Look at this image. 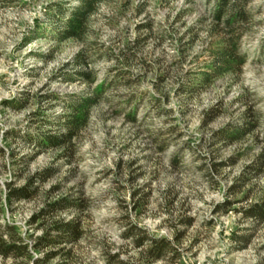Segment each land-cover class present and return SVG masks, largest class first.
Wrapping results in <instances>:
<instances>
[{
  "label": "rangeland",
  "instance_id": "374dc122",
  "mask_svg": "<svg viewBox=\"0 0 264 264\" xmlns=\"http://www.w3.org/2000/svg\"><path fill=\"white\" fill-rule=\"evenodd\" d=\"M56 1L0 0V223L13 221L33 243L44 218L32 219L46 203L80 194L87 199L83 210L60 211L56 217L79 215L81 237L71 255L58 254L44 264H117L115 258L130 264H264V220L244 212L264 199V171H247L263 150L264 0L250 3L253 20L241 44L246 55L241 70L220 74L193 93L179 92V86L205 65L214 0L101 1L87 39L115 55L94 62L93 85L114 66L126 72L93 107L70 160L63 147L44 148L21 136L57 129L54 120L37 118L45 111L55 119L62 111L50 93L87 86L53 80L83 46L55 38L48 10ZM201 16L207 19L188 46L189 27ZM147 21L150 26H140ZM134 107L132 121L126 114ZM207 112L216 113L209 122ZM243 117L255 121L251 133L230 143L217 138L215 131ZM172 125L178 129L169 132ZM47 166L58 170L34 196L8 204L10 184L24 185ZM136 190V197L145 196L137 209ZM131 222L172 239L178 261H150L126 234ZM43 255L34 251L26 263L0 256V264H36Z\"/></svg>",
  "mask_w": 264,
  "mask_h": 264
},
{
  "label": "trees",
  "instance_id": "16d2710c",
  "mask_svg": "<svg viewBox=\"0 0 264 264\" xmlns=\"http://www.w3.org/2000/svg\"><path fill=\"white\" fill-rule=\"evenodd\" d=\"M101 1L103 0H78L72 4L68 0H59L50 6L48 18L54 23L51 30L55 38L58 41L75 39L83 43V46L65 64L59 74L55 75L53 80L83 82L87 86L80 91L52 92L49 94L50 100H57L63 109L56 115L55 119L48 117L49 114L45 111H41L37 118L43 123L54 120L57 128L55 131L51 129L41 131L37 134V138L30 132L19 133L29 142L44 148L63 147L65 150L63 154L69 160L75 151L76 138L82 134L83 129L88 126L91 120L93 107L105 97L108 89L121 82V77L126 72L119 66H114L113 72L107 71L106 76L96 85H93L94 81L98 79L94 62L99 58H112L115 55L113 51H103L104 49H101L102 46L98 42L87 39L91 30V15L99 8ZM250 3L251 0H214L209 14V40L206 49L207 54L203 59L205 65L200 70L192 72L186 80L180 82L179 92L193 93L212 83L220 74L241 70L246 61V55L241 50V44L249 30L248 26L253 20ZM138 10L142 11L141 8ZM183 15L184 12L182 11L177 18H181ZM206 19L207 16H201L196 20L194 26L189 27L190 39L185 44L191 46L197 40L200 35L197 26L205 23ZM150 25L151 22L147 21L140 26ZM161 110L165 111L164 108ZM126 115L130 120L135 121L137 119L136 108H132ZM215 116L216 113L207 112L206 122L213 120ZM255 126V121L249 117H243L240 122L230 123L215 132L219 140L230 143L251 133ZM176 129H178V125H172L168 130L174 132ZM261 142L263 150L247 166V171L251 172L252 175L264 171V136L261 138ZM158 146L163 149L166 143ZM176 160L177 156L172 159L174 162ZM57 170V166H47L29 176L24 185L14 186L10 184L6 195L8 204L12 205L16 201L34 196L38 192L40 184L55 174ZM138 192L136 190L133 193L136 209L145 205V196L136 197ZM86 205L87 199L80 194L61 195L48 201L40 213L32 219L33 221L39 217L44 218L41 223L43 232L36 236L33 243L26 240L20 227L13 221L0 223V256L3 258L11 256L15 259L24 260L22 262L26 263L34 258V251L44 252L42 257L34 260L36 264H44L58 254H64L65 258L68 257L71 255L72 245L79 240L83 233L82 221L79 219V215H74L71 218L56 217V215L60 211H81ZM244 212L246 216L252 217L258 222L263 221L264 199L245 208ZM184 222L191 223V218L186 217ZM126 234L133 236L134 242L144 248L143 253L150 261L166 259L175 262L180 258L178 247L172 239L165 235H152L145 227L132 222ZM234 238L238 240L242 238L245 242L248 239L246 235L240 234L234 235ZM115 259L119 260L117 264H130L122 259ZM56 264L68 263L61 261Z\"/></svg>",
  "mask_w": 264,
  "mask_h": 264
}]
</instances>
